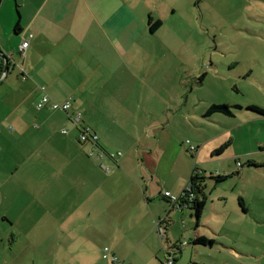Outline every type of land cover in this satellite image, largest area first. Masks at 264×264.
<instances>
[{
    "label": "crops",
    "instance_id": "1",
    "mask_svg": "<svg viewBox=\"0 0 264 264\" xmlns=\"http://www.w3.org/2000/svg\"><path fill=\"white\" fill-rule=\"evenodd\" d=\"M9 1L0 0V258L6 256L8 244L14 240L8 238L9 228L14 225L10 216L13 208L34 209L33 201L27 204L28 194L35 195L29 191V183H33L30 180L32 169L42 170L46 163L45 159L36 161L39 143L43 142L45 156L49 157L53 128L60 129L61 134H64L61 129L67 128L68 133L64 135L75 131L77 143L73 139H63L58 151L61 145L64 151H71L69 145L84 149V143L79 141V129L67 112L48 106L37 108L36 103L43 94L40 86H44L58 101L72 98L70 112H83L84 122L101 135L103 146H111V140H122L126 144V129L129 132L140 129V137H136L135 142L144 143L143 152L137 154L138 160L111 157L107 165L113 169L106 173L93 165L87 192L82 191V172L78 175L76 172L79 166L60 170L57 181L51 177L43 180L39 194L46 199L51 191L60 192L58 207L49 204L44 207L47 215L58 213L69 189L77 198L68 210L74 211L76 222L79 218H86L83 225L107 220L116 222L126 227V248L128 242L135 239L137 244H145L147 251L150 240V261L165 264L160 254L163 242L154 228L149 227L144 232L138 229L145 222L154 225L165 219L170 241L167 244H172L168 227L179 222L181 211L185 217H194L187 203L175 204L163 193L172 191L180 195L185 191L197 167L194 163L204 148L191 141L187 143L188 139L179 141L180 128L202 126L208 117L204 116L207 108L196 116L195 108L185 111L180 106L184 105L181 102L184 97L186 105L189 101L194 105V80L187 83L180 79L181 87H178L173 85L171 73L169 78L168 73L161 72L170 49L156 43L153 36L163 26V12L156 10L151 0H15L18 7L15 29L18 27L22 37L17 36L20 37L18 52L22 42L29 41L24 59L18 61L13 58L14 54L9 57L8 42L12 33L7 27L14 23L13 15L4 11ZM140 2L145 6L142 16L146 22L139 20L140 14L136 11ZM150 17L162 20L155 31L150 29ZM5 55L9 57L8 67ZM204 76H199L198 83H204ZM192 78L195 79L194 75ZM157 98L161 99V104ZM147 103H152L153 107L146 108ZM211 119L206 123L208 128ZM215 119L222 120V117ZM220 129L213 127L219 133L207 138L206 146L219 136L227 135L225 129ZM191 144L196 149L191 150ZM215 150L212 155H228V152L216 154ZM75 155L78 157L75 161L86 162V158ZM190 156L196 157L195 161ZM67 162L70 165L72 161ZM199 172L206 176L202 170ZM222 174L227 172L217 175ZM20 177L26 178L25 183L19 182ZM129 186H134L137 195L129 193ZM20 188L25 195L21 205L18 202ZM160 196L168 203L160 206ZM244 205L248 211L245 200Z\"/></svg>",
    "mask_w": 264,
    "mask_h": 264
},
{
    "label": "rangeland",
    "instance_id": "2",
    "mask_svg": "<svg viewBox=\"0 0 264 264\" xmlns=\"http://www.w3.org/2000/svg\"><path fill=\"white\" fill-rule=\"evenodd\" d=\"M151 3L156 10L163 12L165 19L153 40L170 49L167 51L168 61L161 68L162 74L168 73L169 78L172 74L173 85L178 87H181L180 79L187 83L194 80L195 83L194 105L192 101L186 105L184 97L181 101L184 105L180 106L185 111L195 108L196 116L214 103L239 105L241 108H234V116L220 113L209 116L212 118L210 128L206 125L208 118L202 126L194 123L192 128H180L182 137L179 141L188 139L204 147L196 161V157L190 156L195 166L206 175L207 204L198 226L195 216L185 217L180 210L179 222L168 227L172 244L163 241L157 221L154 225L145 222L138 231L154 228L163 242L160 254L165 262L170 250L176 258L175 264H264V115L247 109L251 105L264 109V0H151ZM144 7L140 2L136 11L140 14L139 20L146 22ZM17 9L15 0L4 6V11L13 15L14 22L7 27L12 33L8 42L9 57L14 54V59L22 61L24 56L17 47L21 35L15 29ZM204 74V83H198L199 76ZM157 100L161 104V99ZM162 105L165 108V102ZM150 107H153L152 103H147L146 108ZM217 117H222V120L215 119ZM215 126L221 127V131L225 129L227 135L219 136L218 140L206 146L205 140L219 133L213 130ZM53 132L49 157L45 156L43 142L38 145L36 161L45 159V168L32 169L30 177L33 183H29V191L35 195L28 194L27 204L31 205L33 201L34 209L13 208L10 216L14 225L9 228L8 238L14 240L8 244L7 257L0 258V264H155L150 261V240L147 251L145 244H137L135 239L129 241L126 248V227L111 220L93 225H83L86 218H79L76 222L74 211L68 210L77 198L74 193H69V189L55 216L47 215L44 207L48 204L58 207L60 192L51 191L48 199L39 194L43 180L51 177L57 181L60 170L75 169V166H79L77 175L80 171L83 175L82 191L87 192L91 171L95 168L93 165L105 173L108 172L106 167L110 171L113 169L107 165V159L111 158L108 153L116 154L113 159L134 157L138 160V152L144 150L143 141L135 142L136 137H140V129L136 132L126 129V144L122 140H111V146H103L98 133L104 148L103 156L101 150L95 149L91 143H84V147L77 144L84 148L82 150L69 145L71 151H64V145H61L58 151L63 139H73L77 143L76 132L64 135L55 127ZM130 144L133 146L129 149ZM226 144L222 153L228 152V155H212L215 148ZM182 147L186 149L184 144ZM185 151L189 153L187 149ZM75 153L86 158V162L80 164L75 161L78 159ZM68 160L72 161L70 165H67ZM221 172L230 175L216 183L211 174ZM18 180L25 183L26 178ZM129 193L137 195L134 186H129ZM239 197L244 198L248 211L240 206ZM23 198L25 195L20 188V205L24 203ZM159 199L162 206L166 202L165 197L160 196ZM197 233L212 239L213 243H192ZM179 247L181 251H178Z\"/></svg>",
    "mask_w": 264,
    "mask_h": 264
},
{
    "label": "trees",
    "instance_id": "3",
    "mask_svg": "<svg viewBox=\"0 0 264 264\" xmlns=\"http://www.w3.org/2000/svg\"><path fill=\"white\" fill-rule=\"evenodd\" d=\"M149 22H150V29L152 31L157 30L162 25V20L161 19H154V17H150ZM16 31H18V27L16 28ZM40 88L43 91V94L38 99V101L36 103V106L38 105V103L41 100V98L44 95L48 94L47 91H46V88L44 86H40ZM51 98L54 99L53 97H51ZM54 100H56V99H54ZM56 101H58V100H56ZM59 102H63V101H59ZM72 104H73V102H72ZM46 106H48L50 109H52L50 104H46L44 107H46ZM44 107H41V108L37 107V108L38 109H42ZM234 108H241V106H239V105H230V104H227V103H224V104H215L214 103V104L210 105L207 108V110L204 113V116L209 117V116L213 115L214 113H221V114H224L226 116H234L235 115ZM247 109L255 111V112L259 113V114L264 115V109H262V108H260V107H258L256 105L248 106ZM52 110H61V109H52ZM62 111H64V110H62ZM64 112H66V111H64ZM92 131L97 133L93 129H92ZM64 134H66V133H64ZM79 141L82 142L80 140V138H79ZM82 143H91V142L87 141V142H82ZM227 145L228 144L219 147L218 149L215 150V153L216 154L222 153ZM94 146H96L97 149L104 150V148L102 147V145L100 144L99 141ZM199 171L200 170L197 167H195L194 173L191 175V178H190V185H191L190 188L191 189H189V191L185 190V192H184L185 194L183 196H181V201L187 203L188 207L191 208V210L193 211V214H194V216L196 217V220H197L196 226H198V224L200 223V221L202 219V215H203L204 209H205V206L207 204V195L205 194V188H206L205 179H206V176L201 175V173ZM228 176H229V174H222V175H213V174H211V177L215 178V182L216 183L224 181ZM189 193H193L194 194V198L193 199H189ZM238 201H239L240 206L243 208V210L246 211V208H245V205H244V199L242 197H240ZM164 220L161 221V223H160L161 225L166 223ZM164 231H165L164 232V240L166 241V243H170L169 239L167 238V232H166V228L165 227H164ZM191 242L194 243V244H204V245H206L208 243H210V244L213 243V240L212 239L209 240L206 237L200 235V236L194 237L191 240ZM177 244H179V243H177ZM178 251H181L180 247L178 248ZM177 253L178 252H175V254H177ZM175 260L176 259L174 257V262H175Z\"/></svg>",
    "mask_w": 264,
    "mask_h": 264
},
{
    "label": "built area",
    "instance_id": "4",
    "mask_svg": "<svg viewBox=\"0 0 264 264\" xmlns=\"http://www.w3.org/2000/svg\"><path fill=\"white\" fill-rule=\"evenodd\" d=\"M29 45V41L26 39L22 42L21 46H20V53L22 56L25 57L26 55V49ZM21 68V67H20ZM46 104H50L52 109H61L66 111L69 114V118L70 120L73 122V124L79 129V138L82 142H91L92 144L96 145L99 141V135L95 132L92 131V128L87 125L84 120H83V115L81 112H70V109L72 107V98H68L67 100L63 101V102H59L56 101L54 99H52L48 94L44 95L41 100L39 101L37 107L41 108L44 107ZM63 133H68V130L66 128H63L61 130ZM187 143H190V141L188 140ZM95 149H97L96 146H94ZM190 149H196L195 145H190ZM103 151L101 150L100 154L103 156ZM110 157L115 158L116 154L115 153H108ZM118 154H121V152H119ZM106 170L109 172L110 169L108 167H106ZM190 183L188 184V186L186 187L185 190L189 191L190 188ZM185 192V191H184ZM182 193L180 195L178 194H174L171 191H164V195L166 197H168L172 202H174L175 204H181V196H183L185 193ZM194 198V194L193 193H189V199H193ZM161 222H159L158 227L160 228L161 231V235L162 237H164V226L160 224ZM106 250H108L106 248ZM167 262H165V264H174V254L172 251L168 250L167 251ZM105 257H108L107 254H105ZM113 260H116L115 257H113Z\"/></svg>",
    "mask_w": 264,
    "mask_h": 264
},
{
    "label": "water",
    "instance_id": "5",
    "mask_svg": "<svg viewBox=\"0 0 264 264\" xmlns=\"http://www.w3.org/2000/svg\"><path fill=\"white\" fill-rule=\"evenodd\" d=\"M3 58L6 66L8 67L9 57L5 55Z\"/></svg>",
    "mask_w": 264,
    "mask_h": 264
}]
</instances>
